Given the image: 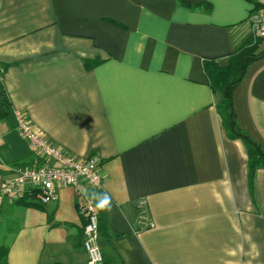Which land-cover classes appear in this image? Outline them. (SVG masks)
Listing matches in <instances>:
<instances>
[{"label":"crops","instance_id":"crops-1","mask_svg":"<svg viewBox=\"0 0 264 264\" xmlns=\"http://www.w3.org/2000/svg\"><path fill=\"white\" fill-rule=\"evenodd\" d=\"M259 14L255 0H0V157L41 163L19 109L66 152L98 159L94 193L112 209L94 199L103 264H264V166L250 174L203 69L225 67ZM232 105L264 151V56ZM83 224L69 186L46 205L3 201L0 245L8 264H86Z\"/></svg>","mask_w":264,"mask_h":264},{"label":"built area","instance_id":"built-area-1","mask_svg":"<svg viewBox=\"0 0 264 264\" xmlns=\"http://www.w3.org/2000/svg\"><path fill=\"white\" fill-rule=\"evenodd\" d=\"M260 14L252 20L251 37L264 38V0H255ZM3 72L0 66V73ZM16 130L41 163L37 166L8 164L0 157V206L3 201L33 199L40 205L55 201L58 190L69 186L75 191L76 204L84 218L82 247L86 264H103L99 243L98 213L91 194L101 187L103 176L95 157H77L63 150L38 131L25 113L15 110ZM143 226H153L142 217Z\"/></svg>","mask_w":264,"mask_h":264},{"label":"trees","instance_id":"trees-1","mask_svg":"<svg viewBox=\"0 0 264 264\" xmlns=\"http://www.w3.org/2000/svg\"><path fill=\"white\" fill-rule=\"evenodd\" d=\"M264 38L253 39L249 36L242 40L228 56V63L225 67H219L211 63H204L203 69L209 85L216 96L217 111L230 137L243 138L248 153V169L250 174L258 167L264 166V151L255 143L256 148L244 138L235 122L232 105V89L239 82L244 74L247 64L264 53V45L259 42ZM247 58L241 66V61ZM3 69V68H2ZM0 73V118L5 117L10 110V102L2 84ZM248 139H250L248 137ZM254 142V141H252ZM99 223V222H98ZM0 264H8L6 261V246L0 245Z\"/></svg>","mask_w":264,"mask_h":264},{"label":"clouds","instance_id":"clouds-1","mask_svg":"<svg viewBox=\"0 0 264 264\" xmlns=\"http://www.w3.org/2000/svg\"><path fill=\"white\" fill-rule=\"evenodd\" d=\"M91 199L97 200L96 207L100 210H103L105 212H111V202L110 197H108L106 194L101 198L98 197L95 193L91 194Z\"/></svg>","mask_w":264,"mask_h":264},{"label":"water","instance_id":"water-1","mask_svg":"<svg viewBox=\"0 0 264 264\" xmlns=\"http://www.w3.org/2000/svg\"><path fill=\"white\" fill-rule=\"evenodd\" d=\"M262 56H264V53L262 54V55H260V56H258V57H256V59H258V58H261ZM247 58H244L242 61H241V66L243 65V63H244V61L246 60ZM244 138L245 139H247L255 148H256V146H255V143L254 142H252V140H250V139H248V137L247 136H244Z\"/></svg>","mask_w":264,"mask_h":264}]
</instances>
